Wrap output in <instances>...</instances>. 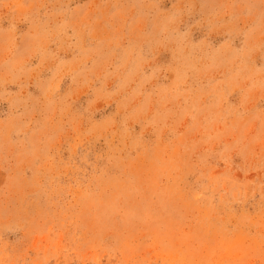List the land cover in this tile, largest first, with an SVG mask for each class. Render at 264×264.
I'll return each mask as SVG.
<instances>
[{
	"label": "rangeland",
	"instance_id": "1",
	"mask_svg": "<svg viewBox=\"0 0 264 264\" xmlns=\"http://www.w3.org/2000/svg\"><path fill=\"white\" fill-rule=\"evenodd\" d=\"M0 264H264V0H0Z\"/></svg>",
	"mask_w": 264,
	"mask_h": 264
}]
</instances>
